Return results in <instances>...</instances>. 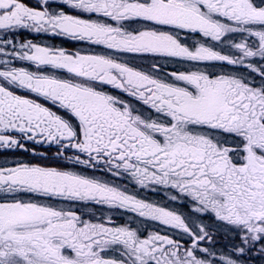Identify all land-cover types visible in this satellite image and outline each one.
I'll return each mask as SVG.
<instances>
[{
  "label": "snow or ice",
  "instance_id": "snow-or-ice-1",
  "mask_svg": "<svg viewBox=\"0 0 264 264\" xmlns=\"http://www.w3.org/2000/svg\"><path fill=\"white\" fill-rule=\"evenodd\" d=\"M0 264H264V0H0Z\"/></svg>",
  "mask_w": 264,
  "mask_h": 264
},
{
  "label": "flooded vegetation",
  "instance_id": "flooded-vegetation-1",
  "mask_svg": "<svg viewBox=\"0 0 264 264\" xmlns=\"http://www.w3.org/2000/svg\"><path fill=\"white\" fill-rule=\"evenodd\" d=\"M37 42H39V41H37ZM43 42L50 43L51 41H43ZM63 46H65V47H71V45H69V44H64ZM25 157H27V156H25ZM117 222L119 223L120 220H117Z\"/></svg>",
  "mask_w": 264,
  "mask_h": 264
},
{
  "label": "rangeland",
  "instance_id": "rangeland-1",
  "mask_svg": "<svg viewBox=\"0 0 264 264\" xmlns=\"http://www.w3.org/2000/svg\"><path fill=\"white\" fill-rule=\"evenodd\" d=\"M51 43V42H50ZM57 46H60V43L57 42ZM153 199H158L157 197H152Z\"/></svg>",
  "mask_w": 264,
  "mask_h": 264
},
{
  "label": "trees",
  "instance_id": "trees-1",
  "mask_svg": "<svg viewBox=\"0 0 264 264\" xmlns=\"http://www.w3.org/2000/svg\"><path fill=\"white\" fill-rule=\"evenodd\" d=\"M25 159H30V157H24Z\"/></svg>",
  "mask_w": 264,
  "mask_h": 264
}]
</instances>
